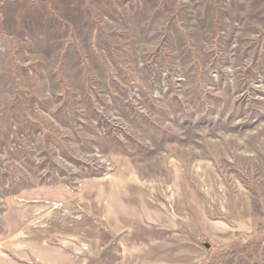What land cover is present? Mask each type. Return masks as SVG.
<instances>
[{
    "label": "rangeland",
    "instance_id": "1",
    "mask_svg": "<svg viewBox=\"0 0 264 264\" xmlns=\"http://www.w3.org/2000/svg\"><path fill=\"white\" fill-rule=\"evenodd\" d=\"M19 219L22 264H264V0H0Z\"/></svg>",
    "mask_w": 264,
    "mask_h": 264
},
{
    "label": "crops",
    "instance_id": "2",
    "mask_svg": "<svg viewBox=\"0 0 264 264\" xmlns=\"http://www.w3.org/2000/svg\"><path fill=\"white\" fill-rule=\"evenodd\" d=\"M16 222L12 224V229L14 232V236L10 239H3L0 241V264H22L25 260L29 261H36L37 259V246H39L41 249H44V253L48 258L44 259V263L49 261V263L53 262L54 260V252L52 251V248L46 246L47 243L41 242L39 245H36V240L21 238L20 228L21 223ZM24 222V221H23ZM24 229V228H23ZM25 230V229H24ZM30 230L31 229H27ZM26 231V230H25ZM24 252H23V249ZM61 258H66L67 256H64L63 253L61 254ZM59 262H63L62 260Z\"/></svg>",
    "mask_w": 264,
    "mask_h": 264
}]
</instances>
